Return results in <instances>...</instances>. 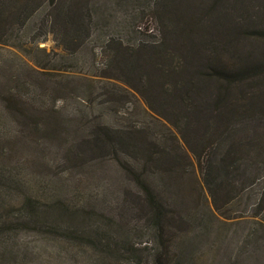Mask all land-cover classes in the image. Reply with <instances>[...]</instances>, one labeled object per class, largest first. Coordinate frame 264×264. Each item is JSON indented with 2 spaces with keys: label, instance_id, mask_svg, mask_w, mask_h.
<instances>
[{
  "label": "rangeland",
  "instance_id": "obj_1",
  "mask_svg": "<svg viewBox=\"0 0 264 264\" xmlns=\"http://www.w3.org/2000/svg\"><path fill=\"white\" fill-rule=\"evenodd\" d=\"M153 1L56 0L52 4V0H14L15 15L0 21V80L19 91L26 110L44 114L48 122L59 126L57 137L36 129L32 131L36 138L26 136L31 142L22 156L17 154L14 169L25 177L0 179V193L4 190L7 202H18V196L31 186L47 208L52 203L66 207L69 213L62 217L66 225L80 227L85 236L93 238L97 229L98 239L125 250L120 253L124 258L119 256L121 263L128 256L150 261L162 245L143 190L109 144L118 143L121 156L129 159L133 153L129 146L139 140L156 159H164L170 145L176 146L175 139L183 142L174 125L178 110L171 111L166 102L155 104L157 111L151 109L140 92L130 87L135 82L119 63L125 57L115 42L135 47L133 43L141 35L135 25L163 28L164 20L148 7ZM73 16L79 19L76 25L62 21L63 17L66 23L76 21ZM57 34L67 36L69 47L62 46ZM136 54L134 50L130 62L137 60ZM3 100L0 95V109ZM13 110L5 108L6 113H0L4 116L0 135L5 141L17 132L14 126L20 127ZM246 113L224 129L227 133L218 143V161L231 143L257 140L263 156L260 176L253 174L254 165L245 162L235 174L229 203L216 190L221 211L212 187L203 182L210 169L202 172L196 162H187L186 172L194 187L162 194L171 203L168 228L188 264H264V229L260 231L256 223L264 222V212L257 215L254 207L264 190V120ZM186 119L185 114L184 122ZM103 138L108 147L101 150L95 143ZM185 148L192 157V151ZM202 165L206 167V163ZM3 168L0 163V170ZM48 213L43 214L49 216L45 222L58 219L57 214ZM54 240L37 231L21 232L8 247L26 264H102L87 249L89 242L81 247Z\"/></svg>",
  "mask_w": 264,
  "mask_h": 264
},
{
  "label": "trees",
  "instance_id": "obj_2",
  "mask_svg": "<svg viewBox=\"0 0 264 264\" xmlns=\"http://www.w3.org/2000/svg\"><path fill=\"white\" fill-rule=\"evenodd\" d=\"M13 1L0 0V21L15 15ZM55 1L52 0V4ZM150 4L149 9L156 11L164 20L163 28L135 25L136 31L141 34L133 43L137 48L126 46L124 41L115 42L119 54L125 57L119 63L124 73L135 82L130 87L140 92L151 109L157 111L154 105H164L166 102L171 111L178 110L174 125L183 142L175 139L176 146L167 148L170 153L164 159H156L150 147L137 140L129 146L133 151L130 161L126 156H121L118 143L108 140L109 148L126 163L133 180L143 190L152 220L158 226L162 246L150 261L143 262L128 256L127 262L121 263L119 256L125 250H119L108 240L98 239L97 229L93 238L85 236L80 227L66 225L62 220L65 213H69L66 207L52 203L50 209L47 208V202L37 198L29 186L18 196L21 199L18 202H7L4 190L0 193V264H26L8 245L19 233L31 231L53 237L54 241L60 243L81 247L89 245L87 249L102 264H188L184 261L183 252L179 251L175 234L167 225L171 203L162 196L165 192L183 193L194 187L191 178L186 175L187 162H196L202 172H205V168L210 169L203 182L209 189L212 187L219 211L217 191L223 192L221 199L225 204L230 202L232 184L237 180L235 174L239 173L245 162L254 165L253 174L256 177L262 174L263 156L258 149L260 142L253 139L235 141L227 147L225 157L219 161L218 143L227 133L224 129L241 113H254L259 121L264 120V0H154ZM73 17L76 21L70 19L66 23L64 17L62 21L66 25H76L79 19ZM89 20H92L91 16ZM66 37L56 35L64 48L70 45ZM134 50L137 60L132 63L129 60ZM7 83L0 80V95L4 99L0 113H6L5 108L10 111L14 109L12 113L16 115L20 127L14 126L17 132L6 138L8 142L0 135V163L4 166L0 170V179L13 180L25 177L24 174L14 173V169L17 167V154L22 156L31 142L26 136L36 138L32 132L36 129L41 134L57 137L59 126L58 123L48 122L44 114L43 118L41 113L35 115L26 110L23 96ZM32 103L37 105L35 100ZM185 114L187 119L184 122ZM3 118L0 114V119ZM104 141L108 142L103 138L94 143L103 150L108 147ZM184 144L192 151V157ZM123 146L126 147V144ZM139 156L143 160L136 159ZM27 160L25 156L24 164ZM204 163L206 167L202 165ZM153 165L156 169H153ZM195 183L200 185L198 179H195ZM254 207L257 215L264 212V190ZM9 209L12 213L8 212ZM49 211L57 214L58 219L53 223L45 222L49 216L44 218L43 214H49ZM256 223L260 231L264 229L262 220Z\"/></svg>",
  "mask_w": 264,
  "mask_h": 264
}]
</instances>
